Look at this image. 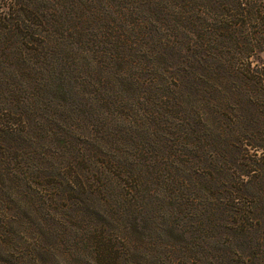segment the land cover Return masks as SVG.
I'll list each match as a JSON object with an SVG mask.
<instances>
[{
	"label": "trees",
	"instance_id": "1",
	"mask_svg": "<svg viewBox=\"0 0 264 264\" xmlns=\"http://www.w3.org/2000/svg\"><path fill=\"white\" fill-rule=\"evenodd\" d=\"M18 1L0 0L3 68L10 50L35 32ZM262 39L264 0H74V260L148 264L136 258L139 244H152L157 233L140 231L135 214L149 201L153 158L162 148L166 160L172 158L171 134L178 136L170 144L173 157L189 148L200 162L205 143L218 149L231 195L250 199L264 192L254 185L241 118L228 121L221 111L222 103L238 105L242 83L255 81L252 66L262 61ZM213 91L222 103L212 109L219 124L210 129L205 106L215 105ZM256 164L262 172L264 156ZM179 166L185 177L203 176L201 165ZM209 168L215 173V166ZM8 200L0 179V264L12 261L2 245L15 220Z\"/></svg>",
	"mask_w": 264,
	"mask_h": 264
},
{
	"label": "rangeland",
	"instance_id": "2",
	"mask_svg": "<svg viewBox=\"0 0 264 264\" xmlns=\"http://www.w3.org/2000/svg\"><path fill=\"white\" fill-rule=\"evenodd\" d=\"M18 3L35 32L21 48L10 50L4 68L0 65V179L8 187V209L15 219L12 235L2 242L9 256L4 257L10 264H79L69 186L74 174V0ZM40 19L44 26H36ZM44 40L48 43L39 44ZM259 43L264 47V39ZM259 54L262 61L252 66L255 81L241 84L238 105L219 102L213 91L209 100L215 105L205 108L210 129L219 124L212 109L221 103L228 121L241 118L254 185L264 190V166L260 172L256 164L264 156V53ZM158 61L171 68L165 57ZM176 136H166L172 158L166 160L164 148L153 158L149 201L135 216L141 219L139 230L157 238L150 245L140 243L136 258L148 264H264V192L250 199L231 195L218 149L205 143L200 162L189 148L185 156L173 157ZM183 163L201 165L199 181L175 168Z\"/></svg>",
	"mask_w": 264,
	"mask_h": 264
}]
</instances>
